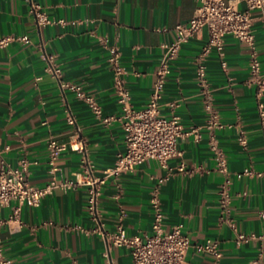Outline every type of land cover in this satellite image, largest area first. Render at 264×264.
I'll return each mask as SVG.
<instances>
[{"label":"crops","instance_id":"crops-1","mask_svg":"<svg viewBox=\"0 0 264 264\" xmlns=\"http://www.w3.org/2000/svg\"><path fill=\"white\" fill-rule=\"evenodd\" d=\"M34 3L41 5L49 23L38 24L31 10ZM197 6V0H0V37H29L0 46V167L21 166L26 158L27 177L38 186L53 176L74 177L81 169L79 151H62L55 171L48 161V140L67 142L74 134L68 110L87 139L96 172L112 166L126 143L108 45L119 47L124 86L133 105L141 107L152 95L164 44L174 39L175 25L187 22ZM255 28L264 73V28L260 22ZM208 37L205 29L181 46L160 99V112L179 115L188 131L178 139L180 154L166 166L148 158L134 170L110 177L98 209L108 230L122 223L129 235L152 234L151 199L158 193L166 229L182 224L192 241L219 242V261L191 247L189 264H264V130L259 111L260 102L264 108V90L251 80L248 46L227 34L224 57L212 50L206 58L208 88L221 124L211 125L205 88L196 77L197 56ZM45 53L55 55L62 80L79 84L100 104L101 115L85 98L62 90L46 69ZM105 117L112 119L106 122ZM212 137L233 177V225L221 216L224 175L217 167ZM87 197L84 186L57 187L37 206L22 204L17 216L18 200L1 206L0 235L12 264H133L128 247L108 250L94 231L97 223L89 215Z\"/></svg>","mask_w":264,"mask_h":264},{"label":"built area","instance_id":"built-area-1","mask_svg":"<svg viewBox=\"0 0 264 264\" xmlns=\"http://www.w3.org/2000/svg\"><path fill=\"white\" fill-rule=\"evenodd\" d=\"M198 6L194 15L187 22H179L175 25L174 39L164 44V52L156 68L157 80L152 95L148 102L135 107L131 101V95L124 86L122 77L123 66L120 62V50L116 45H108L109 61L115 73V82L118 86V100L122 105L121 120L124 132L126 149L118 155L112 166L106 167L101 173L96 172V165L90 159L87 149V139L82 128L77 124L73 113L68 110L67 118L75 125L74 134L67 142L56 138L48 140V161L52 171L57 169L56 159L60 153L68 148L81 153V169L74 177L61 180L55 176L44 186L33 184L27 177L29 161L26 158L20 160L21 166L13 167L2 164L0 167V207L8 204L12 199L19 201L14 208V216L19 215L22 204L37 206L42 198L53 192L57 187L71 189L84 186L87 190V209L90 217L96 221L94 231L105 240L108 250L111 246H126L130 249L133 264H189L187 259L191 247L196 252L207 254L219 261L222 257L219 242L213 238L204 241H192L183 231V225L177 224L169 229L165 228V214L158 193L151 199L153 206V233L146 235H129L122 223L116 225L114 230H108L98 209L99 198L106 181L110 177H118L123 173L130 172L148 158L157 159L160 164L166 166L168 161L180 154L178 139L187 134L181 118L177 114L170 116L160 112V99L163 96L166 79L171 72L172 62L177 58L181 46L193 38L201 36L203 30L209 33L208 40L203 44L198 56L196 77L205 88V109L209 114L211 125L220 126L218 110L214 105L210 94L207 77L206 58L212 50H216L223 58L225 55V36L232 34L249 48V69L251 80L259 85L260 92L264 90V73L261 70L259 51L256 44L255 25L260 22L264 28V0H197ZM240 3L245 7L241 8ZM39 25L50 22L47 14L42 10L39 3L32 4L31 8ZM28 41L27 35H6L0 37V46L7 45L13 40ZM100 40L107 43L106 36ZM47 61L46 69L53 73L59 80L63 91H74L78 96L85 98L94 112L101 115V106L92 96H88L82 87L71 81L61 79V70L55 65L53 53H45ZM226 66V60H222ZM259 111L262 129L264 130V108L259 103ZM112 118L105 117L109 122ZM193 131V130H192ZM200 138V133L196 132ZM241 142L246 144L247 139L242 136ZM212 148L216 154L217 167L223 173L224 178L219 187V205L222 219L229 221L232 225L231 202L233 177L228 167V159L217 140L212 137ZM180 169L185 171L182 163ZM264 216V213H262ZM0 218V224H1ZM241 238L245 235L240 234ZM0 264H12L4 251V244L0 235Z\"/></svg>","mask_w":264,"mask_h":264}]
</instances>
